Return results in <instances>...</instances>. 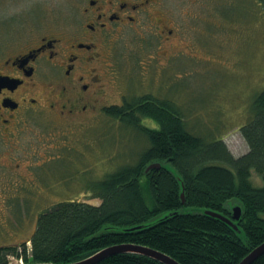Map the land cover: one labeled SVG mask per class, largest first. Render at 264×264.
<instances>
[{"label":"trees","instance_id":"trees-1","mask_svg":"<svg viewBox=\"0 0 264 264\" xmlns=\"http://www.w3.org/2000/svg\"><path fill=\"white\" fill-rule=\"evenodd\" d=\"M233 17L223 14L226 22ZM125 93L122 101L102 107L103 115L142 132L148 141L144 152L134 163L94 183L98 203L62 200L40 212L29 238V254L25 244L20 250L1 245L0 264H9L7 256L12 253L23 263L74 262L120 243L151 247L179 264H237L264 241V89L253 98L251 116L239 127L247 150L235 157L222 139L207 141L187 128L171 100ZM143 117L153 119L154 127L141 125ZM149 162L161 165L145 172ZM168 163L183 180L184 204L176 178L164 167ZM251 168L261 175L262 186L250 184ZM229 201L241 206L238 226L243 237L198 209L185 210L201 207L229 216ZM94 264L164 263L141 254L117 253ZM249 264H264V252Z\"/></svg>","mask_w":264,"mask_h":264},{"label":"rangeland","instance_id":"rangeland-1","mask_svg":"<svg viewBox=\"0 0 264 264\" xmlns=\"http://www.w3.org/2000/svg\"><path fill=\"white\" fill-rule=\"evenodd\" d=\"M31 5L36 10L47 7L52 24L56 25L68 12L70 0H20L22 9ZM211 5L212 8L202 7L203 14L211 13L207 19L203 16L200 21L186 22L185 37L181 39L187 42L179 44V50L192 56L181 54L169 60L162 59L160 61L170 63L160 67L154 52L158 44L149 36L133 44L130 72L126 71L124 59L119 60L123 62L122 68L118 66L120 76L110 80L107 77L105 90L112 96L110 102L118 101L119 92L132 95L152 90L160 92L183 114L187 128L207 141L222 139L235 157L247 150L239 127L251 116L253 98L264 89V0H212ZM13 7L0 6V13ZM223 14L235 17L226 22L228 19H224ZM125 40L121 38L118 42L123 44L120 49H125ZM194 41L199 45L195 50L189 47ZM145 71L151 78L148 82L141 80ZM158 77L160 82L156 80ZM38 117L39 120L30 117L20 133L15 144L16 153L21 158L30 157L35 150L42 151L46 147L47 156L53 158L44 166L34 167L36 177L19 179L14 177L15 172L7 170L4 177L0 175V246H16L20 250L25 244L27 254L31 245L29 238L40 212L62 200L98 203L100 199L94 197V183L107 173L134 163L148 146L142 132L94 113L84 119L83 127L77 132L75 146H79L81 155L73 147L58 151L39 141L57 123L50 121L47 113ZM140 123L154 127L151 118L143 117ZM77 127L71 129L76 131ZM63 136L60 129L55 130L53 143L61 145ZM62 156L69 159L62 160ZM35 162L40 160L32 164ZM249 172L250 184L262 186L261 175L254 168ZM186 208L197 210L201 207ZM7 259L9 264H23L16 253L8 255Z\"/></svg>","mask_w":264,"mask_h":264},{"label":"flooded vegetation","instance_id":"flooded-vegetation-1","mask_svg":"<svg viewBox=\"0 0 264 264\" xmlns=\"http://www.w3.org/2000/svg\"><path fill=\"white\" fill-rule=\"evenodd\" d=\"M211 1L70 0L61 23L53 25L47 7L22 9L20 0H0L2 7L14 6L0 13V175L7 170L19 179L36 177L34 167L44 166L53 158L47 156L46 147L30 157L17 155L15 144L30 117L39 120V115L47 113L50 121L57 123L39 138L45 146L56 150L73 147L79 152L75 144L84 119L94 113L103 115L102 107L117 104L127 96L119 92L118 101L110 102L112 96L105 90V82L107 77L119 78L123 62L130 72L133 44L154 37L160 67L170 63L162 59L192 56L179 50V44L187 42L181 39L186 22L200 21L203 16L207 19L211 13L203 14L202 7L212 8ZM180 7L183 10H178ZM121 38H126L125 49H120ZM196 44L189 43V47L195 50L199 47ZM150 79L148 71L142 73V81ZM156 80L160 82L161 78ZM144 94L165 99L155 90L138 96ZM72 126L79 127L73 131ZM58 129L64 135L61 145L53 143ZM36 159L40 162L32 164ZM68 159L62 156V160ZM12 187L16 191L14 183Z\"/></svg>","mask_w":264,"mask_h":264},{"label":"water","instance_id":"water-1","mask_svg":"<svg viewBox=\"0 0 264 264\" xmlns=\"http://www.w3.org/2000/svg\"><path fill=\"white\" fill-rule=\"evenodd\" d=\"M160 167L159 163H153L149 162L144 171L147 172L150 169H157ZM164 167L169 170L173 176L176 178L178 185H179V197L181 199V203L184 204V184L181 176L176 171L172 165L165 164ZM230 206V216L224 215L223 213L219 211H215L208 208H199V212L203 213L204 215L216 218L220 221H223L225 224H227L233 231L237 233L238 237H243L244 234L242 230H240L238 226V222L241 217V206L239 204H232L230 201L228 202ZM191 211V209H188L185 207V210ZM264 252V241L261 242L259 245L254 247L252 250H250L246 256H244L237 264H249L254 258L259 256ZM117 253H134V254H141L148 256L152 259H155L159 262H162L164 264H179L178 261H176L174 258L170 257L169 255L153 249L151 247L140 245V244H134V243H120V244H113L108 245L105 247H102L93 253L77 260L74 262H68V263H52V262H33L28 264H94L110 255L117 254Z\"/></svg>","mask_w":264,"mask_h":264},{"label":"bare ground","instance_id":"bare-ground-1","mask_svg":"<svg viewBox=\"0 0 264 264\" xmlns=\"http://www.w3.org/2000/svg\"><path fill=\"white\" fill-rule=\"evenodd\" d=\"M153 163H159L160 164V162H153ZM161 165V164H160Z\"/></svg>","mask_w":264,"mask_h":264}]
</instances>
